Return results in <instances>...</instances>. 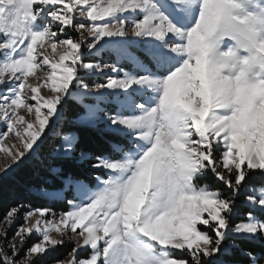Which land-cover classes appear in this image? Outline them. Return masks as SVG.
Masks as SVG:
<instances>
[{
  "label": "snow or ice",
  "instance_id": "6c2138e0",
  "mask_svg": "<svg viewBox=\"0 0 264 264\" xmlns=\"http://www.w3.org/2000/svg\"><path fill=\"white\" fill-rule=\"evenodd\" d=\"M104 54L113 62L91 59ZM69 100L83 109L75 122H102L127 146L80 152L105 172L95 185L42 190L66 211L29 208L18 224L24 205L10 207L0 264H37L69 243L52 264H228L236 252L264 264L236 243L264 241V182L252 180L264 176V0H0L5 172L53 125L71 158ZM241 196L248 210L234 223Z\"/></svg>",
  "mask_w": 264,
  "mask_h": 264
},
{
  "label": "trees",
  "instance_id": "16d2710c",
  "mask_svg": "<svg viewBox=\"0 0 264 264\" xmlns=\"http://www.w3.org/2000/svg\"><path fill=\"white\" fill-rule=\"evenodd\" d=\"M112 60V56L109 57ZM71 100L61 109V116L64 118L62 127L65 131H71L77 136L76 151L68 157H52V145H58L54 138L47 136L44 142L38 147L39 161L29 162L30 164L22 165L8 176L0 180V218L10 207L24 205L21 215L29 208L50 207L56 212L66 211L68 208L67 200L51 201L42 195L43 189H60L64 182L71 178L92 184L97 175L102 172L97 171L90 166V161L77 162L76 157L81 151L94 157L96 155H105L111 151L112 140L116 137L110 132L103 131L100 128L80 126L75 122L77 113L82 112ZM51 133V132H50ZM262 175H256L252 180L256 183L263 182ZM213 188L219 187L217 182L208 176L205 178ZM67 199H71L72 191L65 193ZM242 197V196H241ZM248 210L246 207H242ZM20 215V217H21ZM11 234V233H10ZM34 241V240H33ZM237 243L246 249H250L264 255V244L259 242H250L245 239H236ZM31 244V240L28 243ZM57 248L55 252L37 261V264H52L54 260H62L65 251ZM69 251H66V253ZM228 264H248L247 258L242 257L239 252L232 256L224 257Z\"/></svg>",
  "mask_w": 264,
  "mask_h": 264
},
{
  "label": "rangeland",
  "instance_id": "374dc122",
  "mask_svg": "<svg viewBox=\"0 0 264 264\" xmlns=\"http://www.w3.org/2000/svg\"><path fill=\"white\" fill-rule=\"evenodd\" d=\"M70 35H72L73 37H75L77 34L75 33V32H72V33H70ZM109 57H111L109 54H104V55H102L101 57H94V58H91L93 61H99V62H108V63H111V62H113V60H114V57L112 58V60H111V58H109ZM93 80H95L96 82H104V79L103 78H92V79H89L88 80V82L89 83H92L93 82ZM63 118V117H62ZM64 121V118L62 119V121L60 122L61 124H62V122ZM77 123V122H76ZM78 125H80V126H84V125H81V124H79V123H77ZM87 127H89V126H87ZM92 128H100V129H102L103 131H106V129H105V125L102 123V122H100V123H98V124H96L95 126H91ZM51 132V133H50ZM106 132H108V131H106ZM46 135L50 138H54L56 141L55 142H57L58 143V145H52L53 147H54V150L52 149V153H50V156H52L53 158L54 157H65L64 156V154L62 153V152H60V151H58V148H59V146H60V144H61V137L60 136H58L57 134H56V125H53L52 126V130H48L47 132H46ZM7 142H11V141H7ZM112 142L114 143V142H116V143H121V144H125L126 146H127V141L126 140H123V139H121V138H116L115 140H112ZM112 143V144H113ZM111 144V145H112ZM37 151H38V148H36V150L32 153V155H30V156H28V158L27 159H25L24 161H23V163H18V164H13L12 166H11V168L9 169V170H7L6 172L4 171V167H5V165L6 164H11V160L10 159H7L6 157H5V155H4V153H0V180L1 179H3V177H6V176H8L10 173H12L13 171H15L17 168H19V167H21L23 164L24 165H26V164H30L29 162H35V161H39L40 159H42V158H40L39 159V155H38V153H37ZM105 155H113V152H112V146H111V151L110 152H108L107 154H105ZM76 161L77 162H81V160L79 159V155L76 157ZM102 173L100 174V176H102V177H105V172H103V171H101ZM261 176V175H260ZM262 179H263V182H264V176L262 177ZM202 182H206V181H202ZM87 183V182H86ZM96 184V180H94V182L92 183V184H90V185H95ZM208 184H210V183H208ZM211 185V184H210ZM73 195H74V193H73V191H72V196H71V199L73 198ZM242 207H246V205H245V200H244V197L242 196L239 200H238V202H237V215L234 217V223L235 222H239V220L241 219V217L243 216V214L244 213H246V211L247 210H245L244 208H242ZM247 208V207H246ZM56 211V210H55ZM22 216H23V214L21 215V217L18 219V221H17V223L19 224V223H22L23 222V220H22ZM15 227V226H14ZM37 239V237H35V236H33L30 240H31V243L33 242V240H36ZM237 239H240V238H237ZM30 240L28 241V243L30 242ZM256 242H259L260 244H264V241H256ZM236 243H237V241H236ZM238 244V243H237ZM72 244H65V245H62V246H57L54 250H51V251H49L48 253H47V255H45L44 257H43V259L44 258H46V257H48V256H50V255H52L54 252H55V250L57 249V248H62L63 250L62 251H65V254L63 255V256H67V254H68V252L66 253V251H69L70 252V250H71V248H72ZM259 253V252H258ZM177 255L179 256V253H177ZM87 256V253L86 252H81V257H86ZM64 257V258H65ZM64 258H62V259H64ZM224 259V258H223Z\"/></svg>",
  "mask_w": 264,
  "mask_h": 264
}]
</instances>
